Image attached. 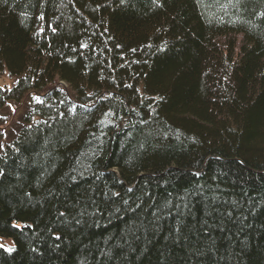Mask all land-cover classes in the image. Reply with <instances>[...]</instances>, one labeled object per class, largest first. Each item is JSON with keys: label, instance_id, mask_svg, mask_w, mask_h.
I'll return each instance as SVG.
<instances>
[{"label": "trees", "instance_id": "16d2710c", "mask_svg": "<svg viewBox=\"0 0 264 264\" xmlns=\"http://www.w3.org/2000/svg\"><path fill=\"white\" fill-rule=\"evenodd\" d=\"M0 264H264V0H0Z\"/></svg>", "mask_w": 264, "mask_h": 264}, {"label": "rangeland", "instance_id": "374dc122", "mask_svg": "<svg viewBox=\"0 0 264 264\" xmlns=\"http://www.w3.org/2000/svg\"><path fill=\"white\" fill-rule=\"evenodd\" d=\"M15 79L7 73L0 75V88H10ZM25 110V103H7L0 106V149L9 141L20 126V116Z\"/></svg>", "mask_w": 264, "mask_h": 264}]
</instances>
